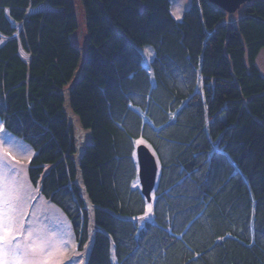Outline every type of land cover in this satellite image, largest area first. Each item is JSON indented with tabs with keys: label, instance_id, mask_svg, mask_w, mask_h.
Here are the masks:
<instances>
[{
	"label": "trees",
	"instance_id": "16d2710c",
	"mask_svg": "<svg viewBox=\"0 0 264 264\" xmlns=\"http://www.w3.org/2000/svg\"><path fill=\"white\" fill-rule=\"evenodd\" d=\"M80 2L84 54L75 0H0V121L80 252L93 232L86 264H264V0L234 22L209 0L180 21L172 0ZM67 102L91 134L78 160Z\"/></svg>",
	"mask_w": 264,
	"mask_h": 264
},
{
	"label": "rangeland",
	"instance_id": "374dc122",
	"mask_svg": "<svg viewBox=\"0 0 264 264\" xmlns=\"http://www.w3.org/2000/svg\"><path fill=\"white\" fill-rule=\"evenodd\" d=\"M253 1L257 0H252V2ZM191 2L192 0H172V11L179 9L177 14L181 17L178 20L173 16L177 21L182 19L184 10L191 5ZM75 5L79 28L73 35L72 41L74 46H76L81 53L84 54L87 47L85 15L80 0H75ZM243 7L244 6H242L236 13L229 14L227 18L228 22L237 21L243 15ZM142 51L145 55V63L148 64L149 59L146 57V53L153 55V49L150 47H144ZM257 65L261 74L264 76V49L258 56ZM65 112L67 114L69 124L75 133L77 147V154L75 158L78 160L84 148L88 144V138L90 140L91 134L89 131H85L81 127L78 117L74 115L68 102L65 105ZM33 155V151L28 145H26L22 140L9 134L3 126V130L0 131V173L7 177L12 176L13 172H15L14 178L19 180L26 187L30 188L32 193L28 200L27 207L24 209V228L22 233L17 235V239L14 240L13 243H20L23 245L25 243H29L30 240H35L38 234L43 235L56 241L60 245L61 249L67 252V255L62 258L63 264H86L91 247L93 232L91 233V240L86 246L85 251L80 252L69 220L56 206L46 201V199L42 197L40 187H34L29 180V161H31ZM10 157H15V159L13 160ZM151 208L152 211L148 213V215H145L143 219H140L141 224L152 220L153 204H151ZM28 232H32L31 238L28 237ZM12 264H15V262L13 261Z\"/></svg>",
	"mask_w": 264,
	"mask_h": 264
},
{
	"label": "snow or ice",
	"instance_id": "6c2138e0",
	"mask_svg": "<svg viewBox=\"0 0 264 264\" xmlns=\"http://www.w3.org/2000/svg\"><path fill=\"white\" fill-rule=\"evenodd\" d=\"M178 11L176 9L170 14L179 20L181 17L177 14ZM2 130L3 122H0V131ZM135 144L145 145L146 141L141 138ZM14 177L15 172L7 177L0 173V264H12L13 261L15 264H63L62 258L67 252L53 239L38 234L29 243H13L24 228V209L32 195L30 188ZM151 211L149 204L145 215ZM28 237H32V232H28Z\"/></svg>",
	"mask_w": 264,
	"mask_h": 264
},
{
	"label": "water",
	"instance_id": "95a60500",
	"mask_svg": "<svg viewBox=\"0 0 264 264\" xmlns=\"http://www.w3.org/2000/svg\"><path fill=\"white\" fill-rule=\"evenodd\" d=\"M209 2L218 6L228 14H234L242 6L250 4L252 0H209ZM137 160L142 193L147 198V201L151 203L152 193L156 187L159 175L157 159L146 145H141L137 148Z\"/></svg>",
	"mask_w": 264,
	"mask_h": 264
}]
</instances>
